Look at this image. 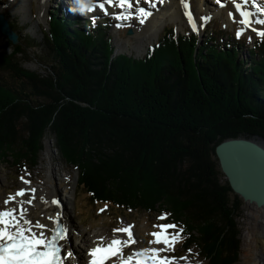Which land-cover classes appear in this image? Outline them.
Wrapping results in <instances>:
<instances>
[{
	"label": "trees",
	"instance_id": "obj_1",
	"mask_svg": "<svg viewBox=\"0 0 264 264\" xmlns=\"http://www.w3.org/2000/svg\"><path fill=\"white\" fill-rule=\"evenodd\" d=\"M49 23L40 43L19 33L18 45H0V161L36 167L50 132L91 205L167 212L182 250L195 248L205 264L238 263L243 200L216 147L264 138V42L244 61L238 43L170 31L136 57L115 55L107 27L80 29L58 9ZM24 44L44 50L45 73L23 66Z\"/></svg>",
	"mask_w": 264,
	"mask_h": 264
},
{
	"label": "rangeland",
	"instance_id": "obj_2",
	"mask_svg": "<svg viewBox=\"0 0 264 264\" xmlns=\"http://www.w3.org/2000/svg\"><path fill=\"white\" fill-rule=\"evenodd\" d=\"M9 0H0V4H8ZM206 6L208 7L207 12L204 11L203 17H201L202 23L199 25L198 28L193 30L191 27L183 28V25L179 20H165L164 25L162 28H159L160 34L166 28L167 24L175 23L177 25V30L179 33H184L185 31H190L192 34L198 35L200 38L208 37V33L210 30L214 32L215 38L221 40L224 36L225 39H228V36H231L236 31H241L240 27L237 23L234 22L233 25L229 24L227 21L226 11L222 10L218 15V20H209L211 16L217 15L214 11L215 2L213 0H207ZM38 6L36 2L33 5V11L36 13V16L33 19L30 18L27 11H16L13 8L8 9V17L15 23L16 19H19V24L17 25V31L23 32L22 36L24 37V33L29 32L32 36H38L40 43L42 41L43 35L41 33V29L44 30L47 28V19H48V9L45 11V17H38ZM47 12V14H46ZM210 13V14H209ZM209 14V15H208ZM133 16L128 20H120L118 23L114 21V26L110 27L107 30V34L113 38L114 43L117 45V49L127 52H134L137 56L144 55V50L151 43L152 39H149L146 43L144 48L141 47L138 38L141 35H134L128 36L127 29L128 27H132L135 30L139 29L140 21L135 18L137 21L136 26L133 23ZM207 18V19H205ZM29 21V27L24 28L25 23L23 21ZM40 24V28L37 25ZM211 23V24H210ZM120 24V27L116 25ZM21 26H24L23 28ZM142 29V28H141ZM134 30V31H135ZM220 31V32H219ZM264 31V28L262 30ZM248 37L254 38L257 34V31H244ZM34 33V34H33ZM135 33V32H134ZM260 36V35H259ZM262 37V36H261ZM243 39V37H241ZM240 38V39H241ZM137 39V40H136ZM241 39V40H242ZM154 40V39H153ZM231 40V39H230ZM8 40L5 36L0 33V45H6ZM144 43V44H145ZM247 41H245V46H240L242 59L249 58V54L247 51ZM243 45V44H241ZM12 47L9 48V52H11ZM143 50V51H142ZM44 50L36 46H29L24 44V53L21 56V60L23 62V66L30 70L36 71L38 73H45L46 71V64L44 59L42 58ZM44 146L45 150L41 153L39 165L34 169H26L20 171L10 170V165L4 161H0V204L8 199L10 195H13L17 192L18 189H26L28 190V194L21 197L23 201L28 206H31L33 203L35 206L38 203L37 198L42 193L43 189L46 188V185H50L48 183V177L50 174L54 175V183L57 184V188L55 190L56 196L62 200H64L65 195L71 196V200L65 203L68 206L70 215H71V222H72V242L76 244L77 247L80 246V240H83V236L81 235L82 232H85L84 235L86 237L92 238L93 233L96 232H109L111 228L122 227L128 224L135 225L137 234L140 239L139 246H148V247H159L162 251L167 255L175 254L172 251L173 246L169 248L167 245L160 243H152L149 244V241L153 239L151 235L152 232H159L158 228H154V224H166L165 220H157V217L160 216L158 214H143V213H133V214H124L121 211H109L104 208V211H101L100 218L95 217L94 211L92 209H85L86 199L85 194L80 193L78 196V192L76 190V178H77V170L74 167L67 165L62 157L60 156L58 149L55 145V137L50 132H47L44 138ZM56 176V177H55ZM23 178V179H21ZM57 178V179H55ZM24 181H28L25 183ZM52 187V186H51ZM34 190V191H33ZM37 193V198L33 201V196ZM78 197V199L76 198ZM31 199V204L26 203L27 200ZM15 203V202H14ZM71 207V208H70ZM95 208V207H92ZM263 209V208H262ZM255 204L246 203L243 201L242 206V214L241 217L238 219L240 229H241V251H240V258L238 263L236 264H245L246 263V254L253 253V248L249 246V243L253 238L255 239V232L257 231L258 227V220L259 216L262 211ZM77 211V212H76ZM84 212L85 215L90 214L89 216H94L93 218H89L87 225H82L79 220L80 213ZM167 218V216H166ZM95 224H98V227L92 229ZM170 235H174L175 233H179L178 230L175 229H167ZM178 241V240H177ZM192 251L188 252H180L178 253L180 263L185 264H203L201 260L196 257V249H191ZM83 253V250H82ZM84 254V253H83ZM180 257H185V259H180Z\"/></svg>",
	"mask_w": 264,
	"mask_h": 264
},
{
	"label": "snow or ice",
	"instance_id": "obj_3",
	"mask_svg": "<svg viewBox=\"0 0 264 264\" xmlns=\"http://www.w3.org/2000/svg\"><path fill=\"white\" fill-rule=\"evenodd\" d=\"M149 2L150 0H145V3ZM216 2L220 4L221 0H216ZM181 3L185 8H187V4L184 0H181ZM233 3L237 11L240 12L241 17H243L240 23H251L248 19L249 13L240 7L239 0H233ZM245 3H247V0H245ZM106 5L108 8H118L121 10L118 13H112L113 18L117 21L128 20L133 16L131 11H126L133 8L131 0H98V3L93 7L99 8L100 11L105 13V15H108L109 12ZM92 10L93 8L90 7L89 11ZM135 11L138 14L137 18L140 19V23H143L144 19L151 15V13L143 7H137ZM262 11H264V9H262ZM185 14L189 16V22L193 23L191 14L187 12ZM229 15L231 16L232 14L229 13ZM255 23L264 24V19L256 20ZM116 26L120 27L121 25L117 24ZM193 30H195V28ZM252 30L257 31L255 28ZM257 34L264 37V31H258ZM240 35L241 33L238 31L237 37ZM24 182L28 183V181ZM22 195H24L23 189L17 191L13 195H10L8 199L4 201V204L7 205L17 196ZM26 203L31 204V199L27 200ZM52 203H56V201L53 200ZM101 211H104V209H101ZM26 213L27 210L24 209L22 205L18 217L16 215V209L0 210V264H61V262L57 259V253L60 251L57 240L65 239L64 230H55L50 225L42 224L38 220L33 222L27 218ZM48 219L51 220L52 218L49 217ZM165 219V214H161L157 217V220ZM153 227L158 228L160 231L149 234L153 237V239L149 241V244L163 243L171 248L179 239V233L168 235L166 232L167 229H175L176 225L174 224H154ZM33 228L38 231H33ZM130 229V225L112 229L114 234L125 233L127 235L126 240L112 239L108 241L106 245H103V237H101L100 240L102 242V246L93 248L89 252V255L93 257L90 264H102L104 259H109L111 257H116L120 261V264H129V262L133 259V256L137 255V253H133V256L125 257L121 252V249L127 247L129 243L137 242L133 239V233ZM144 251H149L155 254L161 250H141V252ZM98 253H104V255L101 256L100 259H96ZM71 255L72 253L69 252L68 256ZM180 259H185V257H180ZM137 264H140V262L137 261ZM158 264H167V262L160 260Z\"/></svg>",
	"mask_w": 264,
	"mask_h": 264
},
{
	"label": "bare ground",
	"instance_id": "obj_4",
	"mask_svg": "<svg viewBox=\"0 0 264 264\" xmlns=\"http://www.w3.org/2000/svg\"><path fill=\"white\" fill-rule=\"evenodd\" d=\"M34 2H36L38 5L39 16H44L45 11L47 10L46 6L48 0H10L7 5L0 4V10L6 14L8 13V9L10 8H13L17 11L28 10V14L30 15L32 13L31 7H33ZM131 2L133 3V8L127 11H131L137 20L140 21V19L137 18L138 14L135 11L137 7H143L151 13V15L144 19L143 23H140L139 29H136L134 31L135 35H141L138 40L140 45L141 42H143L141 45L142 48L146 46V43L149 39L153 40L158 36L159 28H161L165 20H179L182 25L195 28L198 25L199 17L204 11H207V0H184L185 3H191V7L189 9L184 7V5L181 3V0H166V2L160 0H150L149 3H145V0H131ZM239 3L241 4L240 7H242L244 11L248 12L249 16L251 17V23L248 24L249 29L245 27V24L240 23L243 17H241L240 12L234 8L233 3L230 0L226 1L224 9L227 14L226 18L228 23L233 25L231 17L234 16V22L239 25L241 30H251L253 28H255L257 31L262 30L264 28V24H257L255 23V21L264 19V11H261L260 14L257 13L250 5H248V0L247 3H245V0H239ZM262 9H264V4L262 6ZM215 10L217 11V14L222 11L218 7H215ZM186 12L191 14L193 23L189 22V16L185 14ZM229 13H231L232 15L230 16ZM52 179H54V175L50 174L48 177V183H50V185H46V188L43 189L42 193L37 198L38 203L31 208H24L27 210L26 215L28 219L33 222L38 220L40 223L50 225L51 227H53L54 218H56L59 214H63V217H66L68 220H70L71 218L68 206H66L65 204L63 206H57L56 203H52V200H55L57 197V193H55V190L58 189L57 184L54 183ZM15 200L21 202V198H19L18 196L15 198ZM259 208L263 209L259 216L257 231L255 232V239L253 238V240H251L249 243V246L253 248V253L246 254L245 264H264V207ZM8 209H13V207L11 205L2 206V204H0V210ZM18 216L19 215H17V217ZM49 217H51L52 219L49 220ZM33 231L38 230L33 228ZM122 238L123 240H126L124 235L122 236ZM122 238L119 239L122 240ZM84 243L87 246H92L96 242L93 241V238L84 237ZM71 246L79 254L77 259L75 258V263L77 262V264H83L84 256L81 255L78 247H76V245L72 243Z\"/></svg>",
	"mask_w": 264,
	"mask_h": 264
},
{
	"label": "water",
	"instance_id": "obj_5",
	"mask_svg": "<svg viewBox=\"0 0 264 264\" xmlns=\"http://www.w3.org/2000/svg\"><path fill=\"white\" fill-rule=\"evenodd\" d=\"M0 33L13 44L19 43L18 34L1 12ZM216 156L234 193L246 203L264 207V138L226 139L216 147Z\"/></svg>",
	"mask_w": 264,
	"mask_h": 264
}]
</instances>
